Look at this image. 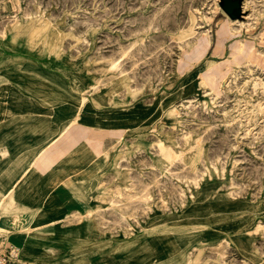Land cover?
Masks as SVG:
<instances>
[{"label": "rangeland", "instance_id": "1", "mask_svg": "<svg viewBox=\"0 0 264 264\" xmlns=\"http://www.w3.org/2000/svg\"><path fill=\"white\" fill-rule=\"evenodd\" d=\"M221 5L0 0V97L33 113L14 185L48 150L58 179L0 234L50 237L42 264H264V0Z\"/></svg>", "mask_w": 264, "mask_h": 264}, {"label": "crops", "instance_id": "2", "mask_svg": "<svg viewBox=\"0 0 264 264\" xmlns=\"http://www.w3.org/2000/svg\"><path fill=\"white\" fill-rule=\"evenodd\" d=\"M0 96L2 95L0 94ZM16 96L23 99L26 104L31 102L24 95L15 93ZM17 98L12 99L8 95V98L3 100L0 97V205L6 204L8 202L6 199L18 197L21 199L17 201L13 199V202H10L11 208L27 212L32 211L34 208L32 204L33 198L41 195L37 192L47 191L43 190V186L47 187L49 182L58 180L53 172H51L54 164H57L55 162L57 159L53 156L55 152L48 150L44 154L45 156H41L33 163L35 167L34 176L30 175L21 178L20 182L16 186L14 185L16 180L21 176L16 178L17 172L21 171L22 173L27 169L33 158L32 141L29 139L30 137L26 139V136L21 134L25 133V126L31 122L32 109L29 107H16V103H9ZM50 165L52 166L50 167ZM32 181L36 182L34 183L35 186H40L33 188ZM41 185L43 189H41ZM11 241L20 248L19 264H42V262H39L42 252L46 248H49V246H54L51 243L53 240L50 237L39 233L28 235L24 233L16 234L12 237Z\"/></svg>", "mask_w": 264, "mask_h": 264}, {"label": "built area", "instance_id": "3", "mask_svg": "<svg viewBox=\"0 0 264 264\" xmlns=\"http://www.w3.org/2000/svg\"><path fill=\"white\" fill-rule=\"evenodd\" d=\"M20 255V248L12 245L8 239L0 234V264H14Z\"/></svg>", "mask_w": 264, "mask_h": 264}, {"label": "bare ground", "instance_id": "4", "mask_svg": "<svg viewBox=\"0 0 264 264\" xmlns=\"http://www.w3.org/2000/svg\"><path fill=\"white\" fill-rule=\"evenodd\" d=\"M221 2H222V4H224V9H223V11H224L227 15H235V14H237L238 10H241V7L238 8L237 5H231L230 2H229V0H221ZM206 37H207V36H206ZM68 125H69V124H68ZM61 132H62V130H61ZM61 132H60V133H61ZM54 140H56V137L52 138L48 143H50V142H52V141H54ZM48 143H46V145L44 146V148H42V150L39 151L40 153L37 154L36 158H38L39 156H41V154L46 150ZM171 152H172V151H171ZM24 174H25V171L23 172L22 175H24ZM15 183H16V182H15ZM6 194H7V193H6Z\"/></svg>", "mask_w": 264, "mask_h": 264}, {"label": "water", "instance_id": "5", "mask_svg": "<svg viewBox=\"0 0 264 264\" xmlns=\"http://www.w3.org/2000/svg\"><path fill=\"white\" fill-rule=\"evenodd\" d=\"M229 2H230L231 5H237V7L240 8L239 0H229ZM221 4H222V2H221ZM221 7H222V9H224V4H222ZM239 13H240V10H238L237 14L229 15V16L232 17V18H235V17L238 16Z\"/></svg>", "mask_w": 264, "mask_h": 264}]
</instances>
